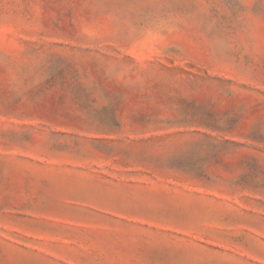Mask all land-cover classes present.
I'll return each mask as SVG.
<instances>
[{"label":"rangeland","instance_id":"374dc122","mask_svg":"<svg viewBox=\"0 0 264 264\" xmlns=\"http://www.w3.org/2000/svg\"><path fill=\"white\" fill-rule=\"evenodd\" d=\"M0 264H264V0H0Z\"/></svg>","mask_w":264,"mask_h":264}]
</instances>
